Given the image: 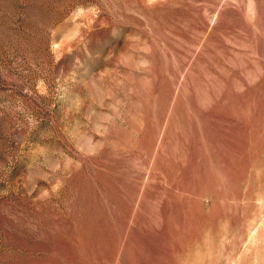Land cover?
I'll return each instance as SVG.
<instances>
[{
  "label": "rangeland",
  "instance_id": "obj_1",
  "mask_svg": "<svg viewBox=\"0 0 264 264\" xmlns=\"http://www.w3.org/2000/svg\"><path fill=\"white\" fill-rule=\"evenodd\" d=\"M0 264H264V0H0Z\"/></svg>",
  "mask_w": 264,
  "mask_h": 264
}]
</instances>
